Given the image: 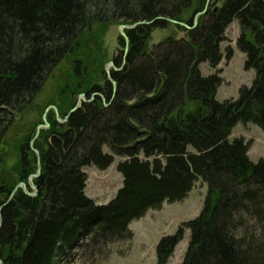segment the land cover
<instances>
[{
	"label": "trees",
	"instance_id": "16d2710c",
	"mask_svg": "<svg viewBox=\"0 0 264 264\" xmlns=\"http://www.w3.org/2000/svg\"><path fill=\"white\" fill-rule=\"evenodd\" d=\"M207 3L0 0V150L51 74L64 61L72 67L58 108L64 122L51 110L49 127L19 144L17 176L27 191L18 182L0 186V264H69L78 252L129 239L133 221L183 201L199 181L207 186L200 215L160 240L157 264H168L185 228L190 240L178 264H264V159L249 158L245 138L229 139L239 123L264 131V0ZM234 21L255 79L238 99L220 102L223 79L200 65L232 59L221 46ZM117 25L134 27L125 30L128 43L119 35L108 62L100 35ZM171 25L185 36L150 46L154 31ZM72 94L85 97L73 112ZM115 156L125 158L123 186L97 204L85 193L84 168L105 170Z\"/></svg>",
	"mask_w": 264,
	"mask_h": 264
},
{
	"label": "rangeland",
	"instance_id": "374dc122",
	"mask_svg": "<svg viewBox=\"0 0 264 264\" xmlns=\"http://www.w3.org/2000/svg\"><path fill=\"white\" fill-rule=\"evenodd\" d=\"M209 3L211 0H208ZM224 0H216L221 5ZM192 13L190 10L185 17ZM120 26H112L107 32L100 35L102 50L106 55L105 60L110 62L118 48V37ZM169 36L182 38L185 32L170 26L165 30H155L152 34L151 45L158 44ZM226 41L222 43L221 49L224 55L231 48L233 57L230 61L223 58L217 69L211 68L208 63L200 65L202 74L205 76L219 72L223 83L218 90L217 100H236L242 87H250L255 79L254 70H245V55L237 47V39L240 36L238 21H234L226 30ZM94 48V47H92ZM96 50V48H94ZM109 65V64H108ZM106 66L111 69L112 67ZM97 75V73H94ZM72 67L64 61L51 74L44 88L22 115L16 117L15 122L8 128L7 135L0 150V186L4 182L19 183L17 176V163L19 159V144L29 135L38 134L45 129L47 115L51 110L58 112L66 100L62 92L66 86L71 85ZM95 76V77H96ZM93 77L92 79H94ZM67 97V96H66ZM71 99L78 102L83 101V96L76 97L72 94ZM59 114V112H58ZM37 134L35 137H37ZM243 137L251 143L249 158L253 162L264 159V131L254 124L239 123L229 137L230 141ZM106 153H111L104 148ZM125 158L115 156L114 163L105 170L91 166L84 168L88 175L85 193L97 204H108L115 198L123 186V176L118 170V164ZM29 184L31 182L29 181ZM32 186V185H31ZM17 188L26 189L24 183H19ZM33 188V186H32ZM34 189V188H33ZM207 186L199 181L189 195L181 202L174 204L165 203L161 210H150L146 215L130 224L132 236L129 239L114 241L110 244L100 245L92 253L87 251L78 252L69 264H157L156 248L163 237L176 234L188 221L197 218L204 205ZM4 197L0 195V203ZM190 240V230H183V239L176 246L168 264H178L183 260Z\"/></svg>",
	"mask_w": 264,
	"mask_h": 264
},
{
	"label": "water",
	"instance_id": "95a60500",
	"mask_svg": "<svg viewBox=\"0 0 264 264\" xmlns=\"http://www.w3.org/2000/svg\"><path fill=\"white\" fill-rule=\"evenodd\" d=\"M208 5H209V1H208V3H207V7H208ZM205 12H206V9H205V11H203L199 16L203 15ZM199 16H197V17L195 18V25H196L197 22H198V17H199ZM173 23L177 24L176 22H173ZM182 25H183L184 27L189 28V27L186 26L185 24H182ZM132 27H134V26L122 25V26L120 27V34H121V36H123V37L126 39V42H127V43H128V40H127V38H126L125 30H126V29H131ZM108 66H109V67H113V63H109ZM106 72H107V74H108V76H109V78H110V69L107 68ZM110 79H111V78H110ZM81 96H83V101H85V97H84V95H81ZM81 103H82V100L79 99V101L77 102L76 107H74V109H73L71 112H73L74 110H76V109L80 106ZM56 115H57V118H58L59 121L64 122V120H61V118H60V116H59V114H58L57 111H56ZM67 119H68V117H66L65 120H67ZM45 127H49V124L46 123ZM38 167H39V171H38V172H40V165H39ZM37 176H38V175H34L33 177H37ZM29 181L32 182V178H30ZM33 188L36 190V188H35L34 186H33ZM24 191L26 192V189H24ZM30 195L34 196V195H36V193L30 194Z\"/></svg>",
	"mask_w": 264,
	"mask_h": 264
}]
</instances>
